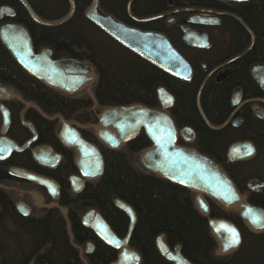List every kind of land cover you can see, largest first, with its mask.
<instances>
[{
  "label": "flooded vegetation",
  "instance_id": "flooded-vegetation-1",
  "mask_svg": "<svg viewBox=\"0 0 264 264\" xmlns=\"http://www.w3.org/2000/svg\"><path fill=\"white\" fill-rule=\"evenodd\" d=\"M24 1L29 5L34 14L43 20L58 19L64 16L69 8L68 0ZM133 1L131 0L129 4V12L134 17H146L162 12L168 13L162 17L139 22L134 21L128 14L126 10L127 0H96V5L100 13L113 17L125 26L139 31H151L163 34L189 67V75L185 79L164 71L170 77L166 79V86L159 85L155 88L157 107L152 108L142 104L139 105L148 109L160 110L156 89L161 87L171 98L170 105L164 108L163 112L169 116L175 128V145L194 149L217 164L232 183L239 197V202L236 205L225 206L210 196L201 193L206 204V212L203 213L195 204L197 191L192 190L195 192L193 202L196 209L201 214L206 215L208 212L206 197H208L225 208H238V215L242 209L239 207L240 204H248L264 210L262 205L253 203L241 196L237 186L227 176L222 167L194 146L196 132L191 126L181 124L178 120L174 95L177 93L184 96L182 85L178 81H187L195 75L198 82L195 90L194 105L202 123L208 130L214 132L223 130L222 133L228 137L224 150L226 162H245L244 169L248 171L242 182L245 193L263 194L264 186L261 189H249L247 187L249 179H256L264 185V87L259 85L252 76L253 67H255L256 74H261V71H264V52L261 49L253 47L255 40L260 37L254 34L248 24L236 12L237 9L244 7L242 3L249 0H214L208 3L194 2L181 6L169 5L159 12H147L145 14H134L132 12ZM138 1L139 3L135 7H149L155 3V0ZM72 2V14L62 23L72 17L77 4L81 8L83 17L91 25L100 30L108 38L117 42L85 16V11L90 7L93 0H72ZM0 6H5L7 12L0 16V27L7 24H16L23 27L30 39V47L33 54H38L43 49H48L51 60L61 58L72 59L88 65L93 75L88 87L83 86L73 93L59 91L33 77L34 80L39 81L44 86L55 90L54 96L58 94L87 96L92 102L91 105L86 108L71 107L72 111H79V116L74 117L63 116L58 112L56 105L49 108L38 107L31 99L26 98L22 92L17 91L15 87L8 84V81L4 80L5 78H0V264H57L61 248H63L62 237H67V242L72 248L71 250L65 248L64 251L67 250L76 254L81 264H92L91 260L97 255V248L100 245L113 250V258L105 263L109 264L116 259V255L120 249L110 247L104 243L91 228L82 223V217L90 211H95L118 239L126 236L129 220L125 213L113 203L114 199H121L118 197L112 199L113 206L120 210L127 220L125 233L122 236H118L103 218L99 209L91 204L90 190L93 182L103 173L104 149L116 151L124 147L128 148V143L137 137L139 133L142 132L144 134V132L140 128L133 137L112 148L99 138L95 125L103 110L137 103L96 107V102L90 90L94 81L91 63L77 60L67 55L54 54L51 47L44 44L40 39L42 36L38 35V32H42L36 29L37 35L33 34L34 30L29 25L30 23H34L39 26L52 27L62 23L52 26L36 23L27 14L19 0L0 1ZM177 8L190 9L173 11ZM198 9L211 10L212 12ZM235 17L239 18L246 27ZM191 20H195V22ZM184 25L202 32L203 37L193 39L200 45H190L182 41L180 27ZM157 28H162L165 32L157 30ZM199 33L195 35H201ZM0 43L3 46L1 40ZM3 48L5 49L4 46ZM246 48L248 49L244 53L236 56ZM9 56L11 57L10 54ZM11 60L17 64L12 57ZM148 63L152 68L156 67L150 62ZM148 75L149 80H153L155 77L153 69L149 70ZM202 82L203 84L197 94ZM200 92H203L205 94L203 97L207 98V100L204 99L202 101V105L208 112H211V110L214 113L220 110L223 112V115L218 119L219 122L210 123L205 117L199 100ZM198 109L208 124L204 122ZM61 120L67 123L70 134L75 135L76 133L83 142L93 146L99 153L102 166L100 173L95 177L81 174L76 163L75 149L67 145L62 139L65 135H63V132L60 133ZM108 130L117 134L116 130L112 127H108ZM144 136L146 137L145 134ZM237 141L248 143L252 147V155L243 159L228 161L226 158L227 148L231 143ZM150 145L148 141V145L138 152L137 159L140 164L141 153L150 147ZM141 166L143 167L142 164ZM24 171L41 177L42 181L38 183L25 178L22 175ZM168 182L176 185L170 181ZM176 186L184 188L179 185ZM130 208L132 209L131 206ZM211 218L221 217H208L207 226L208 220ZM240 219L242 218L240 217ZM244 223L248 226L245 221ZM133 226L129 231L126 243L127 248L138 256L139 264V252L129 244L130 232ZM233 226L235 227V225ZM261 230H264V227L255 231ZM158 235H163V241L170 250H172L175 244H179V251L183 256L179 242L169 245L165 241L163 233L156 236ZM155 237L153 238V245L157 251ZM212 237L214 238L213 235ZM239 237L240 242L235 249L241 243L240 233ZM214 240L216 244L215 253L217 255L228 254L235 250L232 249L221 253L218 242L215 238ZM157 253L159 254L158 251ZM185 259L189 261L187 258ZM164 260L167 261L166 259ZM190 263L193 264L192 262Z\"/></svg>",
  "mask_w": 264,
  "mask_h": 264
},
{
  "label": "trees",
  "instance_id": "trees-1",
  "mask_svg": "<svg viewBox=\"0 0 264 264\" xmlns=\"http://www.w3.org/2000/svg\"><path fill=\"white\" fill-rule=\"evenodd\" d=\"M212 1L214 0H155L153 6L135 7L139 1L134 0L132 12L153 13L169 5L181 6ZM242 4L244 7L236 12L254 34L260 37L255 40L253 47L264 52V0H249ZM29 25L34 30L33 34L37 35L36 29L42 32H38V35L42 36L40 39L51 47L54 54L67 55L91 63L94 81L90 90L96 107L132 103L157 107L155 88L159 85L166 86V79L170 76L157 67L152 68L147 61L105 36L83 17L77 4L72 17L60 25ZM157 30L165 32L162 28ZM150 69H153L155 76L151 81L148 75ZM0 78H5L8 84L22 92L38 107L49 108L56 105L58 112L66 117L79 116V111H72L71 107L86 108L92 103L83 95L54 96L55 90L34 80L15 64L1 43ZM197 82L195 75L187 81H178L184 91V96L174 94L178 120L194 129V146L222 167L237 186L241 196L264 207V193L246 194L242 186L244 176L248 174L244 169L245 162L225 161L224 150L228 137L222 133L223 130L214 132L205 128L202 123L194 105ZM203 95L205 94L200 92L199 100L205 117L210 123L219 122L223 112H208L202 105V101L207 100ZM147 145L148 141L141 132L128 143V148L116 151L104 149L103 173L93 182L90 190L91 204L99 209L118 236L125 233L127 220L124 214L113 206L112 199L118 197L134 210L136 220L130 233L129 244L139 252V264H171L154 248L153 238L160 233L165 235V241L169 245L179 242L183 256L193 264H264V230H251L240 219L238 208H225L208 197V212L206 215L201 214L193 202L195 192L173 185L141 166L137 155ZM208 217H221L235 225L241 236L240 246L228 254L217 255L215 240L207 226ZM61 242L63 248L57 264H81L76 254L64 251L65 248L72 249L67 237H62ZM112 258L113 250L100 245L97 255L91 261L92 264H105Z\"/></svg>",
  "mask_w": 264,
  "mask_h": 264
},
{
  "label": "water",
  "instance_id": "water-1",
  "mask_svg": "<svg viewBox=\"0 0 264 264\" xmlns=\"http://www.w3.org/2000/svg\"><path fill=\"white\" fill-rule=\"evenodd\" d=\"M19 1L33 21L46 26L62 23L70 17L73 11V2L72 0H68L69 8L64 16L55 20H43L33 13L24 0ZM130 2L131 0H127L126 3V10L129 15ZM186 9L190 8H177L173 11ZM198 10L212 12L211 10ZM6 13V7L0 6V16ZM167 13L162 12L146 17H134L130 15V17L134 21L142 22L162 17ZM85 16L118 43L144 60L169 74L183 79L188 77L189 67L186 61L171 46L163 34L151 31H139L125 26L113 17L100 13L97 9L96 0H93L90 7L87 8ZM235 18L245 26L239 18ZM191 21L195 22V20ZM180 28L182 31V41L190 45H200L193 39L203 37L201 31L190 28L187 25ZM198 32L201 35H195ZM0 40L14 61L26 73L42 81L49 87L65 93H73L83 86L88 87L92 81L93 75L88 65L69 58L51 60L48 49H43L38 54H33L30 47V39L25 29L20 25L7 24L1 26ZM247 49L236 56L244 53ZM252 76L259 85L264 87L263 70L261 74H256L255 67H253ZM202 84L203 82L197 94ZM156 92L160 103V110L148 109L139 104L103 110L95 125L99 138L113 148L133 137L141 128L151 144L140 155V162L146 170L176 185L197 191L195 204L203 213L206 212V204L201 193L210 196L225 206L236 205L239 202V197L234 186L217 164L194 149L175 145V128L169 116L163 112V109L170 105L171 98L161 87L157 88ZM199 114L204 122L207 123L200 110ZM108 127L114 128L117 134L109 131ZM62 132L65 135L62 137L63 141L76 151V163L81 174L88 177L98 175L102 164L97 150L93 146L83 142L76 133L75 135L70 134L67 123L61 120L60 133ZM252 152V147L248 143L237 141L228 146L226 158L228 161L239 160L251 156ZM22 175L38 183L42 181L41 177L28 171L22 172ZM263 186L256 179H249L247 181L249 189H261ZM113 203L125 213L129 220L127 233L124 238L118 239L95 211H90L84 215L82 223L91 228L104 243L110 247L120 249L116 255V259L109 264H138V256L127 248L126 243L129 231L134 223V212L128 204L119 199H114ZM239 207L242 208L239 212L240 217L250 228L260 230L264 227V210L248 204H240ZM208 227L218 242L221 253L235 249L238 246L240 242L239 233L227 220L211 218L208 220ZM234 234L238 236V242L236 243H233ZM155 246L159 254L172 264H191L181 255L179 244H175L172 250L169 249L163 241V235L155 237Z\"/></svg>",
  "mask_w": 264,
  "mask_h": 264
},
{
  "label": "snow or ice",
  "instance_id": "snow-or-ice-1",
  "mask_svg": "<svg viewBox=\"0 0 264 264\" xmlns=\"http://www.w3.org/2000/svg\"><path fill=\"white\" fill-rule=\"evenodd\" d=\"M238 242V236L236 234L233 235V243Z\"/></svg>",
  "mask_w": 264,
  "mask_h": 264
},
{
  "label": "bare ground",
  "instance_id": "bare-ground-1",
  "mask_svg": "<svg viewBox=\"0 0 264 264\" xmlns=\"http://www.w3.org/2000/svg\"><path fill=\"white\" fill-rule=\"evenodd\" d=\"M92 206V205H91ZM95 208V207H94ZM78 209H79V207H78ZM100 212V211H99ZM134 225V224H133ZM133 229V228H132ZM131 233V232H130Z\"/></svg>",
  "mask_w": 264,
  "mask_h": 264
}]
</instances>
